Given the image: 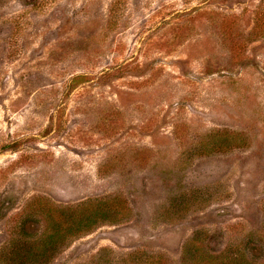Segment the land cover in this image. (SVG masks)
<instances>
[{
  "label": "rangeland",
  "instance_id": "374dc122",
  "mask_svg": "<svg viewBox=\"0 0 264 264\" xmlns=\"http://www.w3.org/2000/svg\"><path fill=\"white\" fill-rule=\"evenodd\" d=\"M233 257L264 264V0H0V264Z\"/></svg>",
  "mask_w": 264,
  "mask_h": 264
},
{
  "label": "trees",
  "instance_id": "16d2710c",
  "mask_svg": "<svg viewBox=\"0 0 264 264\" xmlns=\"http://www.w3.org/2000/svg\"><path fill=\"white\" fill-rule=\"evenodd\" d=\"M214 144L217 148L224 145L219 140ZM126 213V205H123L116 197L84 201L76 206V211L69 216L66 214L65 220L62 216L61 220H50L44 236L51 239V245L57 242L63 243L72 236L85 233L102 222L123 218ZM237 259L229 258L227 264H239Z\"/></svg>",
  "mask_w": 264,
  "mask_h": 264
}]
</instances>
